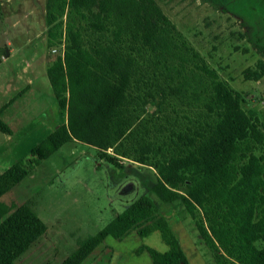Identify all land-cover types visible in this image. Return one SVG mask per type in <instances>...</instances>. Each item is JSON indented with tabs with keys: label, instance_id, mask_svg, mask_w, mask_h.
<instances>
[{
	"label": "trees",
	"instance_id": "trees-1",
	"mask_svg": "<svg viewBox=\"0 0 264 264\" xmlns=\"http://www.w3.org/2000/svg\"><path fill=\"white\" fill-rule=\"evenodd\" d=\"M47 67L66 122L30 157L0 175V198L63 146L79 142L122 169H153L152 193L181 201L216 264H264V122L241 93L180 33L155 0H47ZM0 53V64L2 57ZM247 69V80L262 78ZM149 104L158 108L150 116ZM0 132L11 134L0 117ZM48 228L28 204L0 201V264H16ZM159 232L160 252L141 245L152 264H190L169 220L149 195L115 215L60 264H83L111 237Z\"/></svg>",
	"mask_w": 264,
	"mask_h": 264
},
{
	"label": "rangeland",
	"instance_id": "rangeland-1",
	"mask_svg": "<svg viewBox=\"0 0 264 264\" xmlns=\"http://www.w3.org/2000/svg\"><path fill=\"white\" fill-rule=\"evenodd\" d=\"M155 2L221 78L241 93L244 108L256 111L264 122V69L258 81L244 77L245 70H258L264 61V0ZM46 14L47 0H0V109L8 97L24 96L22 90H28L15 106L23 117L10 123L13 136L0 132V175L28 159L55 130L53 124L57 128L66 122L47 76L62 47H48ZM146 110L150 116L158 112L153 104ZM3 112L1 118L8 122L10 114ZM257 154H264V146ZM156 183L155 171L147 166L123 160V168L116 169L92 146H63L0 198L6 204H28L48 228L16 264H60L144 195L152 197L169 220L190 264H216L183 203H162L152 193ZM141 245L168 250L159 232L145 238L133 232L122 242L107 238L85 264H152L147 253L136 255Z\"/></svg>",
	"mask_w": 264,
	"mask_h": 264
},
{
	"label": "crops",
	"instance_id": "crops-1",
	"mask_svg": "<svg viewBox=\"0 0 264 264\" xmlns=\"http://www.w3.org/2000/svg\"><path fill=\"white\" fill-rule=\"evenodd\" d=\"M2 66H3V64H0V68H2ZM21 78V77H20ZM22 79V78H21ZM31 81V80H30ZM28 90H26V88L25 89H23L22 90V93H23V95L24 96H26L27 94H28V92H27ZM19 95V94H18ZM18 95H16V96H14V98H11V97H8L7 98V100H6V103H5V105H4V107L3 108H1L0 109V117L2 116V114L4 113L3 111H8L9 112V114H10V120L8 121V122H6L8 125H9V127H10V129H11V134H7V136H13V134H14V130L11 128V126H10V123L12 124L13 122H15V121H17L19 118H21V117H23L22 115V113H21V111L19 110L20 109V106L16 109V105L18 104V100H21V99H23V97L24 96H22V95H20V96H18ZM18 96V97H17ZM3 120V119H2ZM4 121V120H3ZM61 124H62V122H61ZM54 126V128L53 129H56V124H53ZM53 132V131H52ZM51 132V133H52ZM51 133H49V135L51 134ZM5 134V133H4ZM6 135V134H5ZM48 135V136H49ZM74 143H76V142H74ZM77 143H79V142H77ZM81 144V143H80ZM61 150V149H60ZM59 150V151H60ZM58 151V152H59ZM57 152V153H58ZM18 186V185H17ZM92 257H95L93 254L92 255H90L88 258H87V260H90ZM87 260L83 263V264H85L86 262H87Z\"/></svg>",
	"mask_w": 264,
	"mask_h": 264
}]
</instances>
